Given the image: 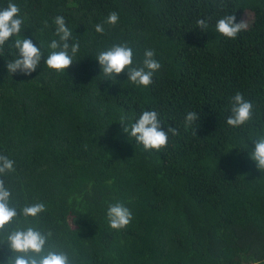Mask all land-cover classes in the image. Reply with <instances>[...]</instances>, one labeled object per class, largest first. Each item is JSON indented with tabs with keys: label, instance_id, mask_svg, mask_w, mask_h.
I'll return each instance as SVG.
<instances>
[{
	"label": "trees",
	"instance_id": "16d2710c",
	"mask_svg": "<svg viewBox=\"0 0 264 264\" xmlns=\"http://www.w3.org/2000/svg\"><path fill=\"white\" fill-rule=\"evenodd\" d=\"M11 2L25 17L21 36L37 46L56 38L57 15L80 44L63 75L43 60L31 76L9 74L15 49L0 55V154L15 161L6 178L14 202L46 205L33 226L52 230L76 264H264V172L249 158L251 139L264 134V0H225L223 9L220 0ZM112 11L116 26L105 23ZM245 11L252 24L237 39L216 32L218 19L239 22ZM124 42L136 61L156 52L162 68L149 88L126 74L104 80L96 55ZM237 92L254 119L233 128ZM144 110L179 130L167 149L146 152L124 132L121 117ZM189 111L199 113L196 135L184 129ZM116 201L134 217L120 231L106 218ZM9 255L0 244V260Z\"/></svg>",
	"mask_w": 264,
	"mask_h": 264
},
{
	"label": "clouds",
	"instance_id": "9594fccd",
	"mask_svg": "<svg viewBox=\"0 0 264 264\" xmlns=\"http://www.w3.org/2000/svg\"><path fill=\"white\" fill-rule=\"evenodd\" d=\"M212 3L216 5V0H212ZM217 6L225 8V0H220ZM24 22L25 17L21 15L20 7L11 0L6 7L0 8V55L4 54L6 47L15 49V58L6 65L9 74L31 76L40 67L42 60L58 75L65 74L80 52L79 41L75 40L65 18L62 15L54 18L53 35L56 38L46 45L41 42L39 46L31 38L21 36ZM118 22L119 14L116 11L110 12L105 21L111 26H116ZM43 24L44 28L49 27L47 20ZM196 24L204 31L209 28L206 19H197ZM247 29L246 20L237 22L234 14H225L215 24L216 32L231 40L237 39L238 35ZM95 31L103 35L104 24H96ZM155 57L154 50L146 49L143 60L136 61L133 48L124 42L113 44L98 52L95 58L102 69L104 80L115 82L118 76L126 74L127 80L133 85L147 89L153 84L154 75L162 68ZM229 111L226 123L233 128L248 125L254 119L253 103L240 92L230 98ZM133 119L134 122H129ZM198 120L199 113L189 111L184 117L185 131L191 130L192 134L196 135ZM120 123L124 125V132L133 138L136 144L142 145L146 152L165 150L169 137L180 135L176 127L165 128L160 114L155 110H144L138 118L122 116ZM251 141L254 142V148L250 149L249 158L259 171L264 172V134H258ZM14 165L13 159L0 154V244L6 245L11 252L6 259L0 260V264H76L74 256L54 238L52 230H41L33 226V221L47 211L45 203L20 206L18 202H14L12 190L6 184V178L16 171ZM106 218L112 229L120 231L129 227L134 217L123 202L116 201L108 204Z\"/></svg>",
	"mask_w": 264,
	"mask_h": 264
},
{
	"label": "rangeland",
	"instance_id": "374dc122",
	"mask_svg": "<svg viewBox=\"0 0 264 264\" xmlns=\"http://www.w3.org/2000/svg\"><path fill=\"white\" fill-rule=\"evenodd\" d=\"M252 19H253V14L251 12H248V11H245L241 18H240V21H245L248 23V27L252 24Z\"/></svg>",
	"mask_w": 264,
	"mask_h": 264
}]
</instances>
